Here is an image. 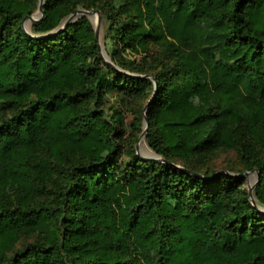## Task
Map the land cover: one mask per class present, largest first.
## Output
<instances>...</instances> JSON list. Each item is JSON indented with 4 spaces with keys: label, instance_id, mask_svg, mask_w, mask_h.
<instances>
[{
    "label": "trees",
    "instance_id": "1",
    "mask_svg": "<svg viewBox=\"0 0 264 264\" xmlns=\"http://www.w3.org/2000/svg\"><path fill=\"white\" fill-rule=\"evenodd\" d=\"M42 2L0 0V264H264V0Z\"/></svg>",
    "mask_w": 264,
    "mask_h": 264
},
{
    "label": "rangeland",
    "instance_id": "2",
    "mask_svg": "<svg viewBox=\"0 0 264 264\" xmlns=\"http://www.w3.org/2000/svg\"><path fill=\"white\" fill-rule=\"evenodd\" d=\"M90 21L92 22L94 28L97 22V17L96 14L90 17ZM24 25L27 26L26 28H29L30 23L26 20L24 21ZM102 38H103V29L102 25L99 22L98 26V42L101 48V54L102 56L108 60L107 55L105 54L102 46ZM154 50L150 49L149 55L150 57L153 56ZM143 100L137 99V100H126L123 104L121 102L117 101V107L118 110H120L122 114V123L124 125L125 133L130 134L131 132H134L137 134L136 129H133L134 127L132 123H134V115L139 116V112L142 113V119H141V125H140V131L137 134L136 142H135V151L136 154L143 158V159H155L157 158L153 152L149 149L147 144L144 141L147 125L145 122V102H142ZM136 128V127H135ZM139 128V126H138ZM142 135V137H141ZM144 135V136H143ZM210 169L216 170V171H222V172H227L233 174V175H238L240 172V165H239V160L237 158V155L234 151H223L217 154L215 157H213L212 160H210L209 165ZM230 169V170H229ZM244 173V172H243ZM241 173L239 176H243L245 179V188L248 190L249 188H254L256 182H257V175L255 172H248L247 175H243ZM257 207L259 208L260 211H264V207L257 204Z\"/></svg>",
    "mask_w": 264,
    "mask_h": 264
},
{
    "label": "water",
    "instance_id": "3",
    "mask_svg": "<svg viewBox=\"0 0 264 264\" xmlns=\"http://www.w3.org/2000/svg\"><path fill=\"white\" fill-rule=\"evenodd\" d=\"M42 3H43L42 0H39L37 11L33 15L28 16V17L23 19V21H22L23 28L25 29L26 32L29 31V28L28 29L26 28V26L24 25V21L27 20L29 23H31L33 21L39 20L43 16V10H42V7H41ZM94 14H96V17H97V22H96V25H95V28H94V33H95V38L98 41V26H99V22H100V16H99V11L98 10H93V11L75 10L73 14L69 15L65 19V21L63 23V27L67 26L68 23L72 22L73 20H75L77 17H79L81 15H84V16H87V17L90 18ZM145 122H146V118H145ZM146 125H147V122H146ZM141 137H142V135H141ZM252 172H255L256 175H257V172L255 170L252 171ZM247 174H248V172H244L243 173V175H247ZM247 191H248V196H249V198L251 200L252 205H255L254 199H253V195H252V188H249Z\"/></svg>",
    "mask_w": 264,
    "mask_h": 264
},
{
    "label": "bare ground",
    "instance_id": "4",
    "mask_svg": "<svg viewBox=\"0 0 264 264\" xmlns=\"http://www.w3.org/2000/svg\"><path fill=\"white\" fill-rule=\"evenodd\" d=\"M27 27V26H26Z\"/></svg>",
    "mask_w": 264,
    "mask_h": 264
}]
</instances>
